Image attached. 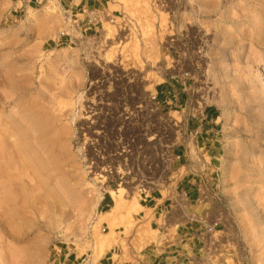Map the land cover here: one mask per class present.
<instances>
[{
	"label": "rangeland",
	"instance_id": "374dc122",
	"mask_svg": "<svg viewBox=\"0 0 264 264\" xmlns=\"http://www.w3.org/2000/svg\"><path fill=\"white\" fill-rule=\"evenodd\" d=\"M65 2L0 0V167L17 186L14 215L0 209V264H138L147 246L175 240L187 222L178 208L157 220L166 235L152 229L143 189L118 172L160 164L173 121L198 123L210 107L221 114L213 188L228 210L217 250L193 264H264V0ZM184 73L182 109L156 98ZM184 145L177 133L174 150ZM178 179L174 165L146 195L174 201ZM117 190L127 208L114 218ZM189 204L190 218L207 208Z\"/></svg>",
	"mask_w": 264,
	"mask_h": 264
},
{
	"label": "crops",
	"instance_id": "0c3cea01",
	"mask_svg": "<svg viewBox=\"0 0 264 264\" xmlns=\"http://www.w3.org/2000/svg\"><path fill=\"white\" fill-rule=\"evenodd\" d=\"M65 5L74 9L80 5L84 8L88 6L91 0H65ZM100 2V0H95ZM172 89L167 87L156 88V98L163 99L162 103L167 102L171 104L173 97L171 95ZM182 96V95H181ZM180 96L181 105L184 102L183 97ZM199 121L202 120V125L199 128V136L196 138L198 143L199 160L193 164L191 152L183 154V150H174L175 155H180V160L174 165L177 166L178 186L177 191H184L189 197L191 203H196L197 188L199 181H206L210 186H213L216 177L214 173L216 170L215 161L219 160V126L221 123V114L217 108H208L203 114H200ZM198 123H188V129L194 131L198 128ZM210 159V162L206 161ZM190 163V164H189ZM185 171L181 173V170ZM196 170V171H195ZM197 172V173H196ZM173 200L171 198L164 199L162 195H150L143 200L141 207L150 209L153 212L154 219L151 221L152 229L166 231L159 227L157 220L165 213L172 212ZM195 207V206H193ZM145 212L140 214V219L145 218ZM155 226L156 228H153ZM197 225H189L178 227L177 237L175 240L159 239L157 243H152L147 246L137 257L138 264H193L197 263L200 257L198 253L201 251L202 244L196 239ZM108 264H134L133 261L114 260L113 255L106 259Z\"/></svg>",
	"mask_w": 264,
	"mask_h": 264
},
{
	"label": "built area",
	"instance_id": "2783aa9c",
	"mask_svg": "<svg viewBox=\"0 0 264 264\" xmlns=\"http://www.w3.org/2000/svg\"><path fill=\"white\" fill-rule=\"evenodd\" d=\"M46 3H50L51 0H44ZM191 78L190 73H184L181 76L171 75L170 81L174 83L171 87V95L173 97V102L171 105L177 109H182L180 96L181 91L183 93L188 90V80ZM179 86V88L177 87ZM191 101V100H190ZM185 105H188V102L185 101ZM189 119L186 121H173L175 127L174 135L175 141L164 147L165 153L161 156L160 164L145 165L143 168L136 166L135 164L126 163L124 169L121 172H118V180L120 185H129L130 183L138 182V186L143 189L140 195H144L145 198L147 188L149 185H155V183L164 182L166 174L173 169L174 164L180 160V155L174 154V147L177 141V133H180L187 145L183 146V154L189 153V139H196L199 136V128L202 125V120L199 121L198 128L194 131L188 129ZM180 124V126H179ZM166 154V155H165ZM127 161V160H126ZM102 177V176H101ZM176 199L173 201V207H177L183 218L187 219L186 224H191L193 222L197 223V228L195 232L196 239L202 244L203 250L208 255L213 251L217 250V244L219 243V237H216V233H219L225 230L226 225L223 216L228 210L227 203L223 200V197L217 192L213 186H210L205 180L199 181L197 188V199L196 204L201 203L207 208H205L201 215L198 218H190L188 214V209L190 206L189 197L187 194L179 190L177 191ZM173 210V209H172ZM218 228V229H217ZM221 228V229H220Z\"/></svg>",
	"mask_w": 264,
	"mask_h": 264
},
{
	"label": "bare ground",
	"instance_id": "6f19581e",
	"mask_svg": "<svg viewBox=\"0 0 264 264\" xmlns=\"http://www.w3.org/2000/svg\"><path fill=\"white\" fill-rule=\"evenodd\" d=\"M1 92V91H0ZM3 93V92H2ZM3 95V94H2ZM36 105V104H35ZM6 120V119H5ZM18 120V119H17ZM22 121V120H20ZM24 122H28L30 123L31 120L29 118H26L23 120ZM22 121V122H23ZM6 122V121H5ZM10 125H13V121L9 122ZM15 124V122H14ZM25 124V123H24ZM23 124V125H24ZM4 125V124H3ZM27 126V124H26ZM17 126H13V127H10V133L13 132V135H16L18 136L19 138H21L24 135H28V131L27 130H23V128L21 127L19 130H17L16 128ZM30 130V129H29ZM5 132H7L5 130ZM23 132V134H22ZM32 132V131H31ZM3 133V132H2ZM33 133V132H32ZM3 136V135H2ZM25 137V136H24ZM37 138V137H36ZM5 140V139H4ZM11 141V140H10ZM10 145H12V142L10 143ZM12 148V146H10ZM9 148V147H8ZM11 150V149H10ZM13 151V150H12ZM6 152V151H5ZM15 152V151H14ZM7 154V153H6ZM3 156V155H1ZM6 156H9V155H6ZM14 157V156H13ZM10 158V156H9ZM12 159V158H11ZM21 161V160H20ZM11 168L12 165L10 166ZM11 171H13V169H11ZM10 171V168L8 166H5V164H3L1 167H0V196H1V199H0V209L2 211V216L3 214L5 213H9L11 215H14L15 211H16V204H15V199H14V196L10 194V190L16 186L13 182L14 178H15V175ZM52 172V170H51ZM53 173V172H52ZM16 174V173H15ZM13 175V177H12ZM57 175V174H56ZM103 176V175H102ZM13 179V180H12ZM27 185V183H26ZM17 187V186H16ZM15 189V188H14ZM36 191V190H35ZM31 192V191H30ZM21 193V192H20ZM59 198H62V193L60 192L58 194ZM111 196L112 198L114 199L115 203H114V212L112 213L114 215V218L120 216L122 214V211L124 209L127 208V206L122 202L125 198H123V193L121 190H117L115 192H112L111 193ZM43 197V196H42ZM132 198V197H131ZM126 200V199H125ZM89 206V204H88ZM87 206V207H88ZM8 207H11V210L8 211L7 208ZM19 210V209H18ZM3 219V217H2ZM5 220V219H3Z\"/></svg>",
	"mask_w": 264,
	"mask_h": 264
}]
</instances>
